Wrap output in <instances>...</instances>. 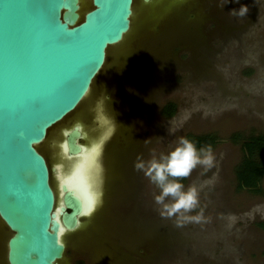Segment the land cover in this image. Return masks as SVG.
I'll return each mask as SVG.
<instances>
[{"label":"rangeland","instance_id":"obj_1","mask_svg":"<svg viewBox=\"0 0 264 264\" xmlns=\"http://www.w3.org/2000/svg\"><path fill=\"white\" fill-rule=\"evenodd\" d=\"M241 4L245 17L235 12ZM155 9L140 6L132 33L110 51L115 74L94 100L107 125L92 146L100 197L68 225L76 234L61 264L80 253L89 264H264V177L253 191L239 187L235 174L242 142L264 133V0H164ZM167 101L175 103L170 117L162 114ZM76 123L72 150L79 131L93 130ZM188 134L216 137L215 165L181 180L199 189L192 215L203 218L178 226L160 217L158 189L132 165L138 153L166 154ZM43 149L51 155L49 142ZM5 233L0 222V264Z\"/></svg>","mask_w":264,"mask_h":264},{"label":"water","instance_id":"obj_2","mask_svg":"<svg viewBox=\"0 0 264 264\" xmlns=\"http://www.w3.org/2000/svg\"><path fill=\"white\" fill-rule=\"evenodd\" d=\"M138 8L136 0H0L4 263L61 264L76 234L68 225L90 213L74 181H59L57 173L107 129L94 114L93 88L102 79L110 51L132 33ZM79 108L88 117L79 113L55 133ZM90 115L103 131L95 138L79 131L73 137L78 149L72 150L70 131L79 119L91 123ZM82 139L94 143L89 146ZM48 142L51 149L57 146V154L45 152Z\"/></svg>","mask_w":264,"mask_h":264},{"label":"clouds","instance_id":"obj_3","mask_svg":"<svg viewBox=\"0 0 264 264\" xmlns=\"http://www.w3.org/2000/svg\"><path fill=\"white\" fill-rule=\"evenodd\" d=\"M234 2L238 3L239 0ZM224 5L219 6L223 8ZM248 11V7L241 4L235 12L240 17H245ZM214 165L215 154L211 144L198 148L189 138L180 137L176 146L166 154L157 156L151 152L150 156L145 158L142 153H138L132 166L133 171L142 173L158 189L154 203L158 206L160 217L174 219L180 226L188 222H199L203 218L202 211L192 215L200 206L199 189L193 185L186 188L181 180L188 178L198 167L208 171Z\"/></svg>","mask_w":264,"mask_h":264},{"label":"trees","instance_id":"obj_4","mask_svg":"<svg viewBox=\"0 0 264 264\" xmlns=\"http://www.w3.org/2000/svg\"><path fill=\"white\" fill-rule=\"evenodd\" d=\"M175 113V103L167 101L162 107V114L172 116ZM187 138L196 143L197 147L216 142L212 134H188ZM243 155L235 166L237 185L253 191L260 190L259 185L264 177V133L250 135L242 142ZM264 226V223H261ZM80 264L83 262L80 261Z\"/></svg>","mask_w":264,"mask_h":264},{"label":"bare ground","instance_id":"obj_5","mask_svg":"<svg viewBox=\"0 0 264 264\" xmlns=\"http://www.w3.org/2000/svg\"><path fill=\"white\" fill-rule=\"evenodd\" d=\"M91 154H93L94 156L92 161H91ZM71 161L73 160L68 161L67 170L65 171H62L61 169L58 170L57 175L59 177V181H66L67 183L70 180L74 181V183L76 184L75 186L78 187V192L84 199V203L89 209L88 201L93 199L95 201L96 199V187H97L96 151L93 148L90 149L86 148L80 154V157L76 158L75 164H72L73 162Z\"/></svg>","mask_w":264,"mask_h":264},{"label":"flooded vegetation","instance_id":"obj_6","mask_svg":"<svg viewBox=\"0 0 264 264\" xmlns=\"http://www.w3.org/2000/svg\"><path fill=\"white\" fill-rule=\"evenodd\" d=\"M139 1V6L138 7H140V6H143V7H149V9L151 10V9H155V8H157L158 7V5H161L162 4V2L164 1V0H162L161 2H159V3H157V4H152V1L154 2V0H150L148 3H145L143 0H138ZM156 10V9H155ZM107 65H108V62L106 63ZM107 65H106V67H107ZM106 67H105V69H103V71H102V73H101V81L99 80L97 83H96V86L93 88V92H92V94H93V97H94V99L95 98H97V96H98V94L100 93V91L102 90V89H104V86H105V82H106V79L109 77V76H113L114 74H115V69H114V66H112L111 64H109L108 65V69H106ZM107 73V74H106ZM113 95V99H114V101H117L118 99H119V96H120V93H119V91H113L111 94H110V97H109V99L111 100V96ZM93 100V99H92ZM92 103H93V105H95L96 106V104H95V102H94V100L92 101ZM75 113V112H74ZM74 113H72L71 115H69V116H67L66 117V119L58 126V127H56L57 129L56 130H54L55 131V133H60L61 131L59 130V127H63V126H65V125H69V124H71L72 122H74L75 120H76V117L77 116H74ZM94 114H96V116L98 115L97 114V111L95 110V112H94ZM73 115V116H72ZM100 122L99 121H97L96 119H95V115H94V119L92 120V122L90 123L92 126H93V130L90 132V133H87L88 134V137L89 138H95V135L96 134H98V133H100L101 131H103V127L105 126V128H106V125H101V124H99ZM95 128V129H94ZM96 140V139H95ZM89 140H85V139H82V142H88ZM89 143V142H88ZM92 143H94V142H92ZM91 143V141H90V143H89V146L92 144ZM53 151H52V153H55V154H57V152H58V149H57V146H54L53 148ZM76 160V159H75ZM75 160L74 161H71V162H73L72 164H75ZM51 165V164H50ZM100 165H102V161L100 160ZM101 167V166H100ZM99 167H98V165H97V178H98V180H97V187H96V199H95V205H96V203H97V201H98V199H99V197H100V184H101V178H102V170H101V172H100V175H99ZM100 178V179H99ZM51 180L53 181V183H57V178L54 176L53 177V175H52V173H51ZM99 180H100V182H99ZM56 185V184H55ZM57 190V189H56ZM67 254L69 253V249L67 250V252H66ZM85 255H83L82 253H80V254H77L76 256H73L71 259H70V261H69V264H80V261L81 262H83V264H89L88 263V260H87V258L85 257ZM4 264H6V263H4Z\"/></svg>","mask_w":264,"mask_h":264},{"label":"snow or ice","instance_id":"obj_7","mask_svg":"<svg viewBox=\"0 0 264 264\" xmlns=\"http://www.w3.org/2000/svg\"><path fill=\"white\" fill-rule=\"evenodd\" d=\"M94 206H95V201H94V199L88 201V207H89V210H91L92 208H94Z\"/></svg>","mask_w":264,"mask_h":264}]
</instances>
